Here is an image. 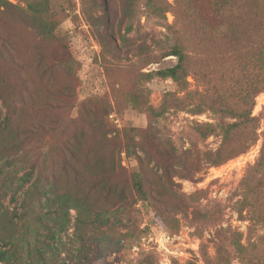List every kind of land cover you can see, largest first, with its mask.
Wrapping results in <instances>:
<instances>
[{
  "label": "rangeland",
  "instance_id": "rangeland-1",
  "mask_svg": "<svg viewBox=\"0 0 264 264\" xmlns=\"http://www.w3.org/2000/svg\"><path fill=\"white\" fill-rule=\"evenodd\" d=\"M9 1L18 10L3 16L0 30L8 34L18 68L0 60V264H264V242L258 240L264 223L250 221L243 182L262 145L264 93L252 110L259 121L257 141L244 153L211 165L208 158L221 146L226 121L209 111L168 110L154 117L148 106L159 109L167 92L184 93L169 79L138 78L176 63L173 57L162 58L156 42L164 38L165 26L182 22L181 13L177 17L169 8L155 17L146 0ZM173 1L165 0L171 6ZM28 3L46 5L53 23L50 40L39 39L24 19ZM144 45L149 46L147 55L138 56ZM204 56V51L196 55ZM205 64L209 66V47ZM7 82L12 86L7 88ZM187 82L190 91L200 88L192 74ZM7 95L15 109L8 120L2 99ZM132 96L138 97L136 107L129 102ZM205 125L212 127L207 137L198 128ZM131 129L139 130L132 134L139 146L135 156H118L123 135ZM241 141L237 135L220 155ZM67 148L89 164L92 174L98 170L85 160L100 156L119 172L125 186L120 210L63 169V160L70 161ZM168 149L178 161H172L176 175L171 179L154 156ZM11 161L17 165L9 169ZM13 172L18 178L30 174L29 183L10 181L12 189H7ZM133 173H140L148 200L141 201L130 188ZM38 176H43L48 198L40 199L41 205L50 204L52 211L48 224L53 236L21 218L25 193ZM257 179L255 175L248 184L256 185ZM69 190L88 192L93 210L105 218L83 208L79 213L59 209L53 196ZM255 197L256 212L264 217V193L258 190ZM11 239L18 244L13 246ZM239 239L249 249L246 260L234 249Z\"/></svg>",
  "mask_w": 264,
  "mask_h": 264
},
{
  "label": "trees",
  "instance_id": "trees-1",
  "mask_svg": "<svg viewBox=\"0 0 264 264\" xmlns=\"http://www.w3.org/2000/svg\"><path fill=\"white\" fill-rule=\"evenodd\" d=\"M146 5L155 17H163L168 9L172 8L177 17L181 13L182 22L177 20L175 25L165 26L164 38L156 42V47H161L159 49L162 58L173 57L176 63L157 71L139 73L138 78L143 81H151L154 78L169 79L184 93L183 96L178 97L172 92H167L159 109L148 106L147 111L154 117H163L168 110L184 111L192 115L209 111L226 121L221 127V146L213 156L208 158L209 163L218 166L244 153L258 139L256 132L259 121L252 116V110L256 97L264 93V0H174L172 6L165 0H146ZM182 6L185 9H182ZM14 10H18L16 5L9 0H0V23L3 16ZM46 14L45 4L28 3L27 13L25 12L24 15V19L30 22V28L42 41L50 40L53 36V23L46 17ZM11 45L8 34L0 30V60L10 68H18L17 62L10 54ZM208 47L209 66L205 64ZM138 50V56L147 55L149 46H140ZM199 51L205 52V56L201 59L196 57ZM13 74L18 81V72ZM190 74L193 75L195 82L200 83V88L196 91L189 90L187 77ZM11 86V82H7L6 87ZM1 97H3L2 92H0ZM8 98V95L2 98L6 108V120L15 111L13 104L8 102ZM137 101V96H132L129 100L135 107ZM198 128L203 137L209 136L212 132L210 125ZM134 131L139 130L131 129L124 133L122 138L124 144L120 150L118 149V156L122 152L128 157L135 156L134 149L139 146L134 142L132 135ZM237 135H242L241 144L226 156H221V151ZM140 149L150 154L145 147L140 146ZM66 150L70 161L63 160V169L71 172L80 183L91 184V189L97 193V196L117 204L120 210L125 200V186L117 178L119 172L116 173L111 165L100 156L97 159L85 160V162L92 161L97 168L98 172L92 174L89 164L76 159L73 149L67 148ZM174 153L173 149L159 154L154 153L157 164L168 179L176 175L172 167L173 162L178 163ZM6 164L10 169L14 168L17 162L11 161ZM255 175H258L256 185L250 186L248 179L252 182ZM42 177L38 176L26 191L21 204V218L26 222L29 220L31 224L45 230L47 235L53 236L52 226L48 224L52 214L50 204L41 205L40 202L42 198L48 202L46 190L42 185ZM29 179L30 174H23L18 178L13 172L9 175L5 187L11 190L10 181L27 184ZM243 182L246 196L249 197L248 208L253 213L250 221L264 223V217L256 212L258 200L254 198V192L257 194L260 190L264 193V132L258 159L249 169ZM130 188L141 201L148 200V193L140 173L131 175ZM261 200L264 203V197ZM52 202L59 209L74 210L79 213L83 208L88 213L95 212L88 198V192L78 194L76 191H61L53 196ZM95 213L99 219L105 218L102 213ZM57 214H59L58 211ZM57 219L63 221L61 215ZM61 225L64 223L60 224L62 228ZM16 240L18 239L10 240L13 246L18 244ZM258 240L264 242V235ZM34 249L37 248L34 247ZM234 249L241 260H246L245 255L249 249L241 244L240 239L235 241Z\"/></svg>",
  "mask_w": 264,
  "mask_h": 264
},
{
  "label": "built area",
  "instance_id": "built-area-1",
  "mask_svg": "<svg viewBox=\"0 0 264 264\" xmlns=\"http://www.w3.org/2000/svg\"><path fill=\"white\" fill-rule=\"evenodd\" d=\"M112 117V116H111ZM117 122V121H116Z\"/></svg>",
  "mask_w": 264,
  "mask_h": 264
}]
</instances>
